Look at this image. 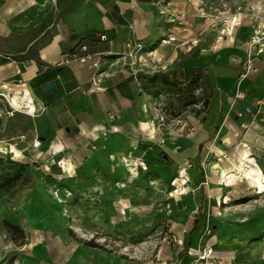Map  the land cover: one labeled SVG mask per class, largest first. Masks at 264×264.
<instances>
[{
  "label": "rangeland",
  "instance_id": "374dc122",
  "mask_svg": "<svg viewBox=\"0 0 264 264\" xmlns=\"http://www.w3.org/2000/svg\"><path fill=\"white\" fill-rule=\"evenodd\" d=\"M56 1L35 9L39 31L80 0ZM134 20L144 95L120 128L61 126L41 140L38 117L1 97L0 264H264V99L222 92L212 65L185 74L169 61L242 50L247 75L264 57V0H160ZM191 36L197 45L179 44Z\"/></svg>",
  "mask_w": 264,
  "mask_h": 264
},
{
  "label": "crops",
  "instance_id": "0c3cea01",
  "mask_svg": "<svg viewBox=\"0 0 264 264\" xmlns=\"http://www.w3.org/2000/svg\"><path fill=\"white\" fill-rule=\"evenodd\" d=\"M157 2L160 0L72 1L70 11L54 21L46 34V29L39 31L38 27L48 22L43 17L34 21L35 9L42 13L49 7L62 8L63 4L56 0H0V99L26 92L41 103V110L33 114L38 117L35 128L41 140L51 132L59 135L61 126L86 131L106 122L109 127L120 128L126 118L141 113L144 95L128 56V45L141 37L133 29L134 18L140 9ZM77 9L82 10L79 17ZM18 25L27 26L24 33L31 34L19 47L14 41L24 33L18 31ZM40 38L36 58L20 56ZM86 55H90L87 60H79ZM245 57L242 50L201 49L183 60L175 57L169 61L180 63L182 69H201L206 74L212 65L210 71L219 90H248L257 96L255 103L259 105L264 99V79L257 78L264 74V57H254L248 74L238 78ZM46 84L51 88L46 90ZM245 107L234 103L231 110L239 116ZM52 147L58 150L63 144L53 143Z\"/></svg>",
  "mask_w": 264,
  "mask_h": 264
},
{
  "label": "bare ground",
  "instance_id": "6f19581e",
  "mask_svg": "<svg viewBox=\"0 0 264 264\" xmlns=\"http://www.w3.org/2000/svg\"><path fill=\"white\" fill-rule=\"evenodd\" d=\"M235 20V19H234ZM11 104L15 105L16 107L18 106H23L28 109L30 114H35L37 111L41 110L42 105L38 101H36L33 96H31L29 93H24V94H18V95H12ZM153 127L149 128L147 130L148 134L153 133ZM241 171V169H240ZM243 172V171H242ZM245 175H249L248 171L245 173ZM229 179H233V175L227 176ZM252 178V177H251ZM253 179V178H252ZM227 181V180H226ZM253 181L256 183V181L253 179ZM258 188L260 187V184L256 183Z\"/></svg>",
  "mask_w": 264,
  "mask_h": 264
},
{
  "label": "built area",
  "instance_id": "2783aa9c",
  "mask_svg": "<svg viewBox=\"0 0 264 264\" xmlns=\"http://www.w3.org/2000/svg\"><path fill=\"white\" fill-rule=\"evenodd\" d=\"M164 41H165L166 43H171V42H175V41H177V39H176L175 36H168V38H167L166 40H164ZM198 41H199L198 37H192V38H188V39L183 40V41H180V40H179V44H180V45L190 44V45H192V46H195V45H197ZM89 57H90V55H86V56L80 57V59H81L82 61H85V60H87ZM246 111H249V108H246ZM34 145L37 146V145H38V142H37L36 144H34Z\"/></svg>",
  "mask_w": 264,
  "mask_h": 264
},
{
  "label": "trees",
  "instance_id": "16d2710c",
  "mask_svg": "<svg viewBox=\"0 0 264 264\" xmlns=\"http://www.w3.org/2000/svg\"><path fill=\"white\" fill-rule=\"evenodd\" d=\"M41 42V38L34 42L30 47L29 49L27 50V52L24 53V55H20L22 57H34L36 58V52H35V47ZM19 56V55H18ZM185 71V74H191L193 73L194 71H197V69H194V68H186V69H183ZM142 87V86H141Z\"/></svg>",
  "mask_w": 264,
  "mask_h": 264
},
{
  "label": "water",
  "instance_id": "95a60500",
  "mask_svg": "<svg viewBox=\"0 0 264 264\" xmlns=\"http://www.w3.org/2000/svg\"><path fill=\"white\" fill-rule=\"evenodd\" d=\"M44 88H45L46 90L50 89V88H51V84H46V85L44 86Z\"/></svg>",
  "mask_w": 264,
  "mask_h": 264
}]
</instances>
